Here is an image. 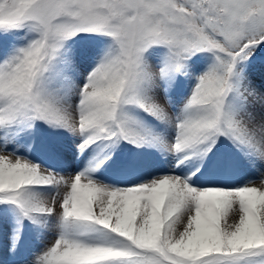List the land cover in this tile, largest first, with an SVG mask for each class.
<instances>
[{
  "label": "snow or ice",
  "instance_id": "obj_1",
  "mask_svg": "<svg viewBox=\"0 0 264 264\" xmlns=\"http://www.w3.org/2000/svg\"><path fill=\"white\" fill-rule=\"evenodd\" d=\"M0 264H264V0H0Z\"/></svg>",
  "mask_w": 264,
  "mask_h": 264
},
{
  "label": "bare ground",
  "instance_id": "obj_2",
  "mask_svg": "<svg viewBox=\"0 0 264 264\" xmlns=\"http://www.w3.org/2000/svg\"><path fill=\"white\" fill-rule=\"evenodd\" d=\"M254 182H255L257 185L260 184V180H259V179L255 180Z\"/></svg>",
  "mask_w": 264,
  "mask_h": 264
}]
</instances>
